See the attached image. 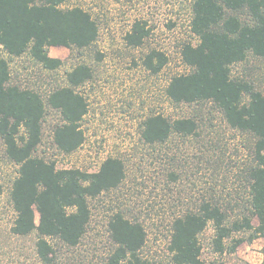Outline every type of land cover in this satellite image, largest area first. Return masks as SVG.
<instances>
[{
    "label": "trees",
    "instance_id": "obj_1",
    "mask_svg": "<svg viewBox=\"0 0 264 264\" xmlns=\"http://www.w3.org/2000/svg\"><path fill=\"white\" fill-rule=\"evenodd\" d=\"M67 1L0 0V154L17 167L3 204L0 182V264H68L61 261L58 247L77 248L92 223V202L120 189L129 176L126 160L119 156L88 172L60 169L40 153L44 124L53 112L59 120L51 144L59 153L71 155L86 141L82 122L89 104L81 90L94 80L95 71L80 58L96 46L100 26L83 7L65 8ZM190 1V31L197 43L181 44L189 72L172 75L165 95L171 104L191 111L180 117L151 113L141 123L140 140L159 155L165 149L163 182L171 191L185 166L174 147L178 142L198 148L197 162L210 165L214 180L226 175L215 113L242 139L236 191L224 195L213 185L195 205L176 213L170 225L169 264H220L204 258L202 236L209 227L212 249L221 257L264 239V87L251 65L252 59L264 61V0ZM151 34L148 22L140 20L125 40L138 49ZM57 47L69 49L77 59L64 85L44 94L13 81L11 61L24 56L48 72L63 67L65 61L50 56ZM169 62L156 49L141 59L152 75ZM237 65L244 66L242 73H234ZM107 226L113 250L101 264H157L143 256L148 231L135 208H111Z\"/></svg>",
    "mask_w": 264,
    "mask_h": 264
},
{
    "label": "rangeland",
    "instance_id": "obj_2",
    "mask_svg": "<svg viewBox=\"0 0 264 264\" xmlns=\"http://www.w3.org/2000/svg\"><path fill=\"white\" fill-rule=\"evenodd\" d=\"M81 6L89 11L100 26V38L92 50L84 53L81 60L89 63L95 77L82 88L88 100L89 112L82 122L85 133L84 145L71 155L59 153L52 146V128L58 122L51 113L44 124V141L40 153L57 162L58 168H79L96 172L109 157H122L128 167V179L120 189L92 202V223L88 234L75 249L58 247V255L68 264H101L113 250L108 233V215L111 208L128 205L142 216L148 231V241L143 251L145 259L157 264H169L168 250L170 225L173 216L197 203L215 185L224 195L238 188L236 175L243 159L240 151L242 139L224 123L219 113L213 123L224 144L225 165L218 180H214L210 165H199L198 148L189 142H178L175 150L180 152L181 178L164 186V151L155 153L140 140L142 121L151 113H165L180 117L190 113L186 106L171 104L165 89L174 74L188 73L183 64L181 44L197 40L190 31V0H68L65 8ZM147 21L152 34L143 47L131 48L126 36L136 21ZM156 49L169 57V65L159 74H150L141 63L142 57ZM96 53L103 55L99 59ZM50 56L65 61L54 72L43 70L28 56L11 61L13 81L48 93L53 87L65 84L66 73L77 59L64 47L51 48ZM253 73L263 82L264 61L252 59ZM244 71L243 65L234 67V73ZM1 151V150H0ZM180 171V172H181ZM17 177V167L8 163L0 154V182L4 185L7 200L12 181ZM255 224H257L255 222ZM213 229L209 227L202 236L204 258L219 260L220 264H262L264 239L243 244L234 255L224 257L214 253L211 245ZM28 245V243H27ZM34 261V260H32ZM34 264L36 261H34Z\"/></svg>",
    "mask_w": 264,
    "mask_h": 264
}]
</instances>
